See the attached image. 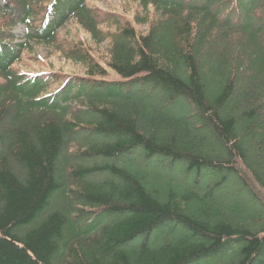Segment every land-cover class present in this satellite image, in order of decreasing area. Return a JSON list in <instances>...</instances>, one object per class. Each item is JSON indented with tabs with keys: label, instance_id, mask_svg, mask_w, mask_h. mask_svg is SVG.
<instances>
[{
	"label": "trees",
	"instance_id": "1",
	"mask_svg": "<svg viewBox=\"0 0 264 264\" xmlns=\"http://www.w3.org/2000/svg\"><path fill=\"white\" fill-rule=\"evenodd\" d=\"M103 1L0 0V264H264V0Z\"/></svg>",
	"mask_w": 264,
	"mask_h": 264
},
{
	"label": "rangeland",
	"instance_id": "2",
	"mask_svg": "<svg viewBox=\"0 0 264 264\" xmlns=\"http://www.w3.org/2000/svg\"><path fill=\"white\" fill-rule=\"evenodd\" d=\"M109 1H111V2H117L118 0H109ZM104 1L103 0H99V5H104V3H103ZM23 33H24V28L21 26V25H19V26H17L15 29H14V34H16V35H18V36H22L23 35ZM176 172H178V170L176 169L175 171H174V173H176ZM173 173V174H174ZM175 177H176V179H178V180H180V181H183V179H181L179 176H177L176 174H175ZM235 184H234V182L233 181H231V183H229V184H227L226 185V187H223V188H221L220 189V192H222L221 193V195H225V194H227L228 192H231L234 188H235V186H234ZM232 198H234L235 200L237 199V200H239V201H241V202H244V201H246V199H247V197L244 195V194H240L239 193V195H235L234 194V196L232 197Z\"/></svg>",
	"mask_w": 264,
	"mask_h": 264
}]
</instances>
